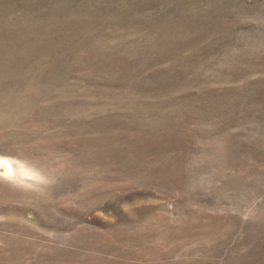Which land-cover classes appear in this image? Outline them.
Listing matches in <instances>:
<instances>
[{
    "label": "rangeland",
    "instance_id": "374dc122",
    "mask_svg": "<svg viewBox=\"0 0 264 264\" xmlns=\"http://www.w3.org/2000/svg\"><path fill=\"white\" fill-rule=\"evenodd\" d=\"M0 159V264H264V0H0Z\"/></svg>",
    "mask_w": 264,
    "mask_h": 264
},
{
    "label": "clouds",
    "instance_id": "9594fccd",
    "mask_svg": "<svg viewBox=\"0 0 264 264\" xmlns=\"http://www.w3.org/2000/svg\"><path fill=\"white\" fill-rule=\"evenodd\" d=\"M0 182L28 191L35 190L37 185L46 183V180L37 170L20 162L16 170L9 167L4 171H0Z\"/></svg>",
    "mask_w": 264,
    "mask_h": 264
},
{
    "label": "bare ground",
    "instance_id": "6f19581e",
    "mask_svg": "<svg viewBox=\"0 0 264 264\" xmlns=\"http://www.w3.org/2000/svg\"><path fill=\"white\" fill-rule=\"evenodd\" d=\"M5 159H6V158H5ZM5 159H4V160H5ZM0 166L3 168V171L6 170V169L9 168V167H11V168L13 169L12 165L10 164V162H9L8 160L2 161V160L0 159ZM13 170H14V169H13Z\"/></svg>",
    "mask_w": 264,
    "mask_h": 264
}]
</instances>
